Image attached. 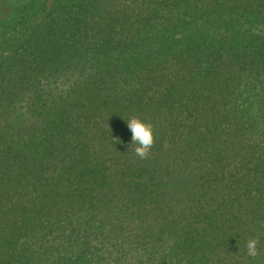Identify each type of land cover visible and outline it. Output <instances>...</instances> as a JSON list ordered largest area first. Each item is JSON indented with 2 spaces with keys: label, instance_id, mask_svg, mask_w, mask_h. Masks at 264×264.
<instances>
[{
  "label": "trees",
  "instance_id": "1",
  "mask_svg": "<svg viewBox=\"0 0 264 264\" xmlns=\"http://www.w3.org/2000/svg\"><path fill=\"white\" fill-rule=\"evenodd\" d=\"M0 264H264V0H0Z\"/></svg>",
  "mask_w": 264,
  "mask_h": 264
},
{
  "label": "clouds",
  "instance_id": "2",
  "mask_svg": "<svg viewBox=\"0 0 264 264\" xmlns=\"http://www.w3.org/2000/svg\"><path fill=\"white\" fill-rule=\"evenodd\" d=\"M126 123L132 134L130 142L132 151L137 157L141 159L146 158L155 143L153 125L135 115L130 116L126 120ZM258 244V238H248L244 244L245 254L253 259L259 256L260 250Z\"/></svg>",
  "mask_w": 264,
  "mask_h": 264
}]
</instances>
